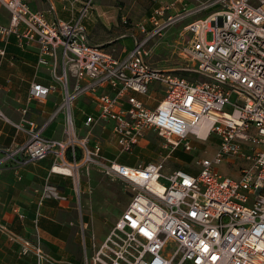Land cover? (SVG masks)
Listing matches in <instances>:
<instances>
[{
    "label": "built area",
    "instance_id": "1",
    "mask_svg": "<svg viewBox=\"0 0 264 264\" xmlns=\"http://www.w3.org/2000/svg\"><path fill=\"white\" fill-rule=\"evenodd\" d=\"M93 4L84 0L75 20L51 21L28 0H0L10 13V23H0V38L15 33L21 45L24 38L37 41L39 62L51 65L65 90L51 115L63 112V136H45L23 108L22 119L13 123L17 128L28 123L30 135L6 156L25 163L51 155V170L68 176L73 173L57 168L96 164L130 182L133 198L93 254L84 245V264H264V0H207L191 9L188 0H159L138 25L142 36L123 56L88 41L83 20ZM203 12L185 24L189 37L182 47L192 61L186 69L201 79L153 66L148 43L171 24ZM5 53L0 45V55ZM154 83L164 95L153 108L138 94L151 97ZM51 88L33 82L29 98L41 99ZM84 94L93 97L98 114L87 116L88 133L79 135L73 105ZM100 120L111 124L120 153H133L152 130L171 151L199 149L191 134L214 136L217 147L212 156L196 160L197 171L167 170L163 161L126 164L103 153L100 142L91 143ZM203 121L208 127L200 131ZM232 157L245 160L236 176L217 169ZM45 198L68 200L49 179L40 202ZM0 231L36 264H61L39 236H21L2 222Z\"/></svg>",
    "mask_w": 264,
    "mask_h": 264
},
{
    "label": "crops",
    "instance_id": "2",
    "mask_svg": "<svg viewBox=\"0 0 264 264\" xmlns=\"http://www.w3.org/2000/svg\"><path fill=\"white\" fill-rule=\"evenodd\" d=\"M83 1L28 0V3L33 10L43 12L47 19L52 21L77 19ZM125 1L127 2L124 8H139L146 5V16L136 22L137 26L146 22L156 5H159V0ZM188 4L191 6V0H188ZM123 10L118 5V0H94L90 15L83 20L88 32V41L102 46L117 41L122 46V53L130 50L141 32L137 27L135 31L118 33V18H121L123 23L127 21ZM0 23L4 25L10 23V13L3 6H0ZM23 40L25 42L21 45L15 33H11L5 39L0 38V45L4 46L6 51L4 55H0V110L4 114L0 116V222L8 225L21 236L30 239L39 236L44 249L60 260L61 264H84L81 252L83 240L80 238L78 207L74 204L76 200H74L73 180L68 175L51 170L53 164L51 155L25 163L20 156L15 158L6 156L8 149L25 142L30 135L28 123L23 122V128H17L13 123L22 119L23 108H27L26 116L35 121L45 136H63V112H59L56 118H51V115L60 104L65 90L61 82L52 76L51 65L39 62L38 42L28 41L26 38ZM60 68L61 65L59 70ZM33 82L53 88L41 99H30L29 89ZM103 90L111 89L103 88ZM162 95H164L162 87L158 83L151 86V97L147 96L144 99L141 97L144 95L138 94L148 106L153 108ZM153 98L157 100L154 106L151 103ZM73 114L79 135L87 134L85 119L88 115L98 114V107L93 97L89 94L80 96L73 105ZM84 128H87L86 132L81 133ZM90 136H92L91 143L102 144L103 153L108 147H113L115 150L117 148L118 151L116 137L108 121L100 120L96 123ZM123 154L118 152L116 155L112 154L115 155L114 157L108 156L119 162L131 164L119 160ZM68 157L71 158L70 155ZM180 168L190 170V165L183 160ZM108 177L114 183L124 182L122 178ZM47 179L68 196L67 201L45 198L40 202L42 187ZM24 262L36 264L34 256L20 255L19 244L11 242L0 231V264H25Z\"/></svg>",
    "mask_w": 264,
    "mask_h": 264
},
{
    "label": "rangeland",
    "instance_id": "3",
    "mask_svg": "<svg viewBox=\"0 0 264 264\" xmlns=\"http://www.w3.org/2000/svg\"><path fill=\"white\" fill-rule=\"evenodd\" d=\"M205 1L207 0H191L192 4L188 7L191 9L196 7L199 2ZM126 2L125 0H118V5L122 7V10L124 9L123 13L126 15L127 19L126 23H123L121 21L122 19L118 18L119 25L117 29L119 34H122L121 32L123 31H135L137 27L139 28L136 22L145 18L147 12L146 5H142L139 8H124ZM205 14L206 12H203L175 22L164 29L161 35L152 39L147 46L152 49L149 58L153 66L155 65V67L163 69L170 68L173 72L190 79H201L194 71L186 69L188 63L192 61L182 53V47L185 38L189 37V34L184 30V24L198 16L202 17ZM141 34L142 33H140V36H142ZM207 38H212L211 32L207 33ZM110 45L112 46L110 47ZM104 46L115 56H123L126 52L122 53V46L117 41L104 44ZM141 97L144 99L147 98L146 95ZM158 97H160V95ZM156 102L157 100H154V98L151 100L153 106ZM86 127L88 128V126ZM87 128H84V130L80 132H86ZM145 137L146 139H143L135 148L133 154L124 153L119 160L135 165L140 163L145 164L150 161H163L167 170L180 168L183 159L174 155V152H171L170 146L165 145L163 136L152 130L148 131ZM189 137L199 149L188 151L192 159L189 162L187 160L185 161L189 163L191 171H197L198 164L196 160L205 156H212L217 147V139L214 136L208 139H199L194 134H191ZM106 149L107 151H105V153L109 156H112L113 153L115 155L118 153L117 148L116 150L115 148L113 149V147H108ZM79 151L81 152L82 158V150L79 149ZM244 163L245 160L243 158L232 157L231 160H225L220 163L217 169L223 174L236 176ZM108 176L109 175L96 164H91L89 166L81 164L73 174L69 176L73 180L72 184L74 185V200H76L74 204L78 207V220L81 225L80 238L83 240L81 247L83 257L85 250L84 245H86L88 253L93 254L104 236L109 232L110 228L113 227L116 219H118L133 198L134 191L131 189L130 182L123 179L124 182L122 183H114L110 181Z\"/></svg>",
    "mask_w": 264,
    "mask_h": 264
},
{
    "label": "trees",
    "instance_id": "4",
    "mask_svg": "<svg viewBox=\"0 0 264 264\" xmlns=\"http://www.w3.org/2000/svg\"><path fill=\"white\" fill-rule=\"evenodd\" d=\"M171 152L172 153L174 152V155L182 158L183 160H187L188 162L192 159L191 154L185 152L182 147H177V148L173 149ZM77 158L78 159L81 158V152L80 151H78ZM188 171H191V170H188ZM24 263L26 264V262H24Z\"/></svg>",
    "mask_w": 264,
    "mask_h": 264
},
{
    "label": "bare ground",
    "instance_id": "5",
    "mask_svg": "<svg viewBox=\"0 0 264 264\" xmlns=\"http://www.w3.org/2000/svg\"><path fill=\"white\" fill-rule=\"evenodd\" d=\"M207 127H208V122L207 121H203L202 124L200 125L199 130L200 131H205ZM69 169L68 168L67 169H65V168H57V170H62V171H65V172H72L73 173L75 171V170H72L71 168H69Z\"/></svg>",
    "mask_w": 264,
    "mask_h": 264
}]
</instances>
